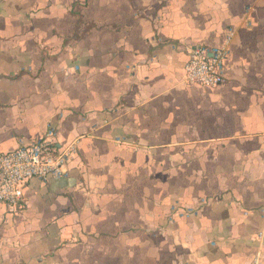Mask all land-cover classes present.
Masks as SVG:
<instances>
[{"label": "crops", "instance_id": "obj_1", "mask_svg": "<svg viewBox=\"0 0 264 264\" xmlns=\"http://www.w3.org/2000/svg\"><path fill=\"white\" fill-rule=\"evenodd\" d=\"M51 126L78 153L0 203V264H264V0H0V152Z\"/></svg>", "mask_w": 264, "mask_h": 264}, {"label": "built area", "instance_id": "obj_2", "mask_svg": "<svg viewBox=\"0 0 264 264\" xmlns=\"http://www.w3.org/2000/svg\"><path fill=\"white\" fill-rule=\"evenodd\" d=\"M231 36L228 34L224 46L196 44L186 47L188 59L184 70L187 83L211 88L225 83L229 58L227 46ZM57 133V128L51 126L34 143L0 152V203L11 212L20 211L24 189L30 181L47 184L69 176V163L78 153V147L75 142L58 144Z\"/></svg>", "mask_w": 264, "mask_h": 264}, {"label": "trees", "instance_id": "obj_3", "mask_svg": "<svg viewBox=\"0 0 264 264\" xmlns=\"http://www.w3.org/2000/svg\"><path fill=\"white\" fill-rule=\"evenodd\" d=\"M76 16H77V26H76V30H80L81 27H82V25H83V23H84V21H83L82 15L80 13H76ZM93 26H96V25L89 24V25H87V29H90ZM78 36L81 37L82 35H78Z\"/></svg>", "mask_w": 264, "mask_h": 264}]
</instances>
